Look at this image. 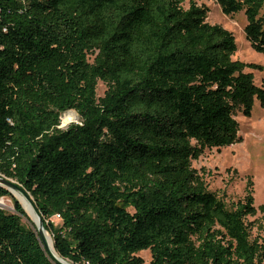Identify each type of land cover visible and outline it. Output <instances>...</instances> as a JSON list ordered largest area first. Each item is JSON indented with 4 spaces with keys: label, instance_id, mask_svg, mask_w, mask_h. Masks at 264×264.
Wrapping results in <instances>:
<instances>
[{
    "label": "trees",
    "instance_id": "1",
    "mask_svg": "<svg viewBox=\"0 0 264 264\" xmlns=\"http://www.w3.org/2000/svg\"><path fill=\"white\" fill-rule=\"evenodd\" d=\"M184 1L0 0V176L72 264H144L142 250L147 264H264L249 186L227 202L191 166L240 140L237 108L264 104L245 71L258 65L234 60L233 34ZM214 1L244 12L264 53V0ZM68 110L80 121L62 129ZM0 197L13 204L0 208V264H59L2 185Z\"/></svg>",
    "mask_w": 264,
    "mask_h": 264
},
{
    "label": "rangeland",
    "instance_id": "2",
    "mask_svg": "<svg viewBox=\"0 0 264 264\" xmlns=\"http://www.w3.org/2000/svg\"><path fill=\"white\" fill-rule=\"evenodd\" d=\"M193 1L208 9L206 20L209 23L221 25L233 34L236 49L232 58L258 65L257 67H246L245 71L251 73L256 86L264 88V53L253 49L245 38L243 28L247 20L244 12L239 11L228 16L221 12L218 3L214 0ZM188 2L189 0L183 2L185 8L188 7ZM91 59L90 57L89 60ZM106 88V84L98 80L97 96L102 97ZM234 118L238 123L240 140L230 146L205 148L197 158L191 160V166L202 175L208 189L223 195L227 202L243 199L246 188L249 186L248 191L251 190L256 213L247 216L246 220L251 225L252 237L264 241V212L259 208L264 204V104H261L259 99L254 96L250 116H245L242 109L237 108ZM77 121L80 120L76 111L68 110L62 113L59 125L63 129ZM0 198H4L6 201V205H0V208L12 212L11 200L7 197ZM28 217L35 227L32 217L29 215ZM52 219L56 224L60 222L56 216ZM23 221L27 223L25 218ZM45 233L53 244L50 233L46 230L44 235ZM137 254L143 258L144 264L149 262L150 253L148 250H142Z\"/></svg>",
    "mask_w": 264,
    "mask_h": 264
},
{
    "label": "water",
    "instance_id": "3",
    "mask_svg": "<svg viewBox=\"0 0 264 264\" xmlns=\"http://www.w3.org/2000/svg\"><path fill=\"white\" fill-rule=\"evenodd\" d=\"M0 185L6 187L11 193L12 195L18 200V198L13 194V190H17L18 192H20V194H22V196H24L31 204L32 208H33V211L34 213L36 214L37 218L35 220L32 219L34 225H35V228H36V231L43 243V246L46 248V250L49 252V254L59 263V264H64L60 259H58L56 256H54L48 246H47V242H46V238H45V235H44V227H43V219L32 199V197L29 195V193L20 185L18 184L16 181L14 180H11V179H8L6 177H3V176H0ZM19 201V200H18ZM20 202V201H19ZM22 205V204H21ZM23 207V205H22ZM25 210V209H24ZM26 212V210H25ZM61 258V257H60ZM62 259V258H61ZM64 260V259H63Z\"/></svg>",
    "mask_w": 264,
    "mask_h": 264
},
{
    "label": "bare ground",
    "instance_id": "4",
    "mask_svg": "<svg viewBox=\"0 0 264 264\" xmlns=\"http://www.w3.org/2000/svg\"><path fill=\"white\" fill-rule=\"evenodd\" d=\"M13 194L18 198V200L20 201V203L23 205V208L26 210V212L28 213V215L30 217H32L31 219L35 220L37 218L36 214L33 211V208L30 204V202L24 197L22 196V194H20V192H18L17 190H13L12 191ZM0 205H6V201L4 198H0ZM46 236V242H47V246L50 250V252L56 256L58 259H60L64 264H70L68 261L61 259L58 254L55 252L53 244L51 239L49 238V236L45 233Z\"/></svg>",
    "mask_w": 264,
    "mask_h": 264
},
{
    "label": "built area",
    "instance_id": "5",
    "mask_svg": "<svg viewBox=\"0 0 264 264\" xmlns=\"http://www.w3.org/2000/svg\"><path fill=\"white\" fill-rule=\"evenodd\" d=\"M76 123H79V121H77ZM58 127H61L60 125H58Z\"/></svg>",
    "mask_w": 264,
    "mask_h": 264
}]
</instances>
